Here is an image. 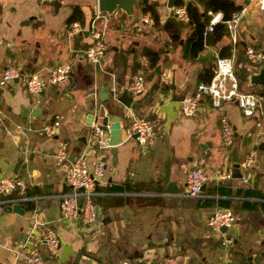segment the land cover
<instances>
[{"label":"crops","instance_id":"0c3cea01","mask_svg":"<svg viewBox=\"0 0 264 264\" xmlns=\"http://www.w3.org/2000/svg\"><path fill=\"white\" fill-rule=\"evenodd\" d=\"M178 1H193L201 12L204 10L198 0H175L172 4ZM263 1L252 0L246 5L243 0H235L242 4L238 11L243 12L236 38L228 31L215 43H204L195 57L185 52V39L193 23L189 19L177 20L166 0H137L130 19L120 10L102 12L104 19L97 18L95 22L105 26L106 47L101 65H97L82 55L92 40L90 23L99 12L96 0H0V72L6 65H14L24 75H45L56 64H71L63 80L38 94L25 89L24 75L0 85V177L20 179L26 195L35 196L19 203L22 212L5 208L11 205H4L0 211V264L13 263L12 249L25 239L36 214L47 221L46 212L55 202L54 195L66 189L64 165L56 164L53 151L60 139L66 140L75 152L84 147L88 113L93 117L98 113L100 123L103 115L109 119L118 114L122 129L132 116H143L151 121L153 137L141 145L123 140L121 133L115 153L110 146L99 149L105 168L95 185L94 224L83 231L77 219L58 222L54 218L48 225L59 235L55 253L49 254L35 235L27 239L30 251L42 255L46 264H162L169 255L179 264H262L264 196H231L235 218L225 231L226 236L233 237L229 244L222 243L221 235L207 223L217 203L209 206L198 200L219 198L206 190L220 182L264 193V85L250 83V74L259 71L264 63ZM147 5L156 12V19ZM74 12L80 30L68 36L67 19ZM212 12L222 15L221 11ZM246 45L261 51L259 62L248 60ZM224 46L230 47L227 55H233L239 89L260 93L261 107L253 115H245L236 101L224 100L217 107L205 96L193 115H182L179 96L202 81L201 71L213 67ZM144 48L157 53L152 65L143 55ZM203 53L208 54L205 60ZM139 66L144 69V88L132 95L126 86ZM111 73L118 87L117 96L125 89L130 97L128 106L110 98L109 92L105 101L98 100V88L105 80L109 87ZM163 74L166 77L162 78ZM29 108L38 112L31 115ZM221 114H226L233 126V143L237 142L241 159L255 151L251 164L240 166V177L221 178L225 172L231 174L233 146L222 144ZM56 117L57 133L46 135L43 125ZM85 159L91 163L92 156ZM194 164L200 165L207 176L202 197L162 192L168 181H173L180 192L185 173ZM111 185L122 188L110 190ZM18 193L20 188L16 187L12 194ZM152 196L158 200L154 204L146 199ZM243 200L252 202L253 207L243 206ZM30 203L32 206L27 207Z\"/></svg>","mask_w":264,"mask_h":264},{"label":"built area","instance_id":"2783aa9c","mask_svg":"<svg viewBox=\"0 0 264 264\" xmlns=\"http://www.w3.org/2000/svg\"><path fill=\"white\" fill-rule=\"evenodd\" d=\"M40 2H49L51 0H39ZM252 0H249V2ZM264 8V1L261 3ZM170 13L177 20L185 21L189 19L187 7L183 3L171 4L169 6ZM210 18L205 25L203 34L213 30L214 24L222 15L220 12L213 13L208 10ZM243 12L240 10L233 11L229 18L223 20L226 23L228 31L233 39L236 38L237 27L241 20ZM97 18L104 19L102 12L95 13L90 23V35L92 40L83 49V58L92 64L101 65L102 55L105 51L106 44L103 40L104 24L97 26L95 20ZM80 30L76 20L70 21L65 28V33L73 35ZM245 55L251 63H257L261 59V51L251 45H246L244 49ZM233 55H217L213 65V74L209 81H201L196 87L184 93L182 99L179 100V110L182 115H193L198 107L199 101L203 97H209L213 106H220L226 101H236L245 115H253L262 104L263 96L257 92H243L239 89L238 78L233 67ZM71 70V64L62 62L53 66L45 75L38 72L24 73L14 65H6L0 72V85L24 75L23 84L30 94H38L46 86L54 85L63 80ZM166 75H162V78ZM144 88V69L139 66L132 73L130 81L126 86V90L132 95L140 93ZM109 97L116 99L118 87L115 84L114 75L110 74V84L108 87ZM96 117H92L88 126V132L85 139V145L78 152H75L72 159L68 160L71 150L66 140L60 139L53 151V157L56 164L64 165L63 181L66 189L54 195L55 214L54 218L58 222H67L77 219L83 231H87L94 224L96 219V209L93 202V196L96 194L95 185L103 176L105 161L103 154L97 152L99 149L107 148L106 142L107 128L106 124L98 121V113ZM58 118L43 125L42 129L46 135L57 133ZM220 133L221 141L224 146L232 145L234 141V129L226 114L220 115ZM154 131L151 121L143 116H132L122 129L123 140H133L138 144L144 145L153 137ZM91 155L92 161L88 163L86 156ZM255 151L244 155L240 161L243 168L249 166L253 161ZM231 177L230 172H225L221 178ZM207 181V176L198 164L191 166L185 173V182L182 190L178 193L184 197H202V185ZM20 188V193L13 195L14 189ZM24 183L15 177H0V211L4 205H12L33 199L34 195H26ZM235 214L232 208L219 206L214 208L207 217V223L213 232L221 235L222 243L229 244L233 237L225 235V231L221 230L222 226L227 229L233 225ZM48 221L40 219L37 214L32 220L27 235L21 243L15 246L13 250L14 261L12 264H46L42 255L37 252L30 251L26 245L29 236L35 235L42 240V243L49 254H54L58 243L59 235L56 230L48 225ZM162 264H179L177 259L172 256H166ZM264 264V258L262 261Z\"/></svg>","mask_w":264,"mask_h":264},{"label":"trees","instance_id":"16d2710c","mask_svg":"<svg viewBox=\"0 0 264 264\" xmlns=\"http://www.w3.org/2000/svg\"><path fill=\"white\" fill-rule=\"evenodd\" d=\"M199 3H201L204 7V10L201 12L193 1H187L184 2L185 7H187L188 13H189V22L193 23V29L189 36L187 37V41H185V44H187V48H185V52L189 54L192 57H195L199 51H201L204 48V43L207 44H213L218 39H220L224 34H227L228 30L226 28V24L223 22V20L230 17L231 13L234 10H238L242 8V4H238L235 2V0H198ZM177 3H182V1H178ZM149 7V11L152 14L153 18L156 19V12L151 8L150 5H147ZM208 9L212 11H221L222 12V19L217 21L214 24L213 30L208 32V34L204 35L203 30L208 23L209 15L207 14ZM75 18H78L76 15V12L70 15L68 17L67 22L74 20ZM175 36V35H173ZM226 48V50H224ZM230 53V47H223L221 49L220 55H227ZM143 55L146 57L148 65H152L154 62H156L157 53L156 51H153L148 48L143 49ZM213 74V67L208 66L205 67L200 75L199 78L202 81H209L211 76ZM126 184V183H125ZM125 184L123 186H125ZM127 187V186H126ZM121 186H109L108 189L110 190H117L121 189ZM206 192L208 194H218L220 197L215 199L212 197H206L204 199H199L198 203L203 201L205 205L212 206L214 202L217 203V206H225V207H231V196L238 195V196H264V193L259 190H251V189H240V188H233V186L229 183H218L209 185ZM148 199V202L151 204H154L157 200L155 197H146ZM243 206H249L253 207V203L249 201H242ZM32 203L28 204L27 207H31ZM216 206V207H217Z\"/></svg>","mask_w":264,"mask_h":264},{"label":"water","instance_id":"95a60500","mask_svg":"<svg viewBox=\"0 0 264 264\" xmlns=\"http://www.w3.org/2000/svg\"><path fill=\"white\" fill-rule=\"evenodd\" d=\"M137 0H96L97 4V11L104 12L107 14H111L115 10L122 11L128 19L131 18L132 11H133V5L135 4ZM175 0H166V6H170ZM244 4H249V0H243ZM203 60L207 58L208 54L203 53ZM210 59L213 58V55L210 54ZM262 56L264 60V50L262 51ZM201 58V56L199 57ZM157 67V65H156ZM155 67V68H156ZM13 80H17V78H13ZM250 83L252 84H259L264 85V63L262 67L259 69V71L255 73L250 74ZM184 94L179 96V100L182 99ZM97 98L100 101H105L108 98V88H107V81H103L101 86L98 88L97 91ZM116 99L122 103L124 106H128L130 97L126 95V90L124 89L119 96L116 97ZM38 109L36 108H29L28 113L31 115H34L35 112ZM93 115L91 113H88L86 115V124H90V121L92 120ZM101 123L106 124L107 128V144L111 147V151L113 153L116 152V146L118 143L121 142V133H122V127L119 121V115L118 114H112L111 117L108 119L107 116L103 115L101 118ZM75 151L70 150L68 155V160L70 161L74 155ZM231 161H232V169H231V175L233 177H240L242 175L240 170V161L241 157L239 156L238 148H237V142L233 143L232 149H231ZM206 182L202 185V190L205 189ZM162 192L164 193H172V194H178L179 189L174 185L173 181H168L164 188L162 189ZM56 204L53 201L50 205V207L47 209L46 217L45 219L47 221H51L54 219V212H55ZM7 210L11 209L16 212H22L23 208L20 206L19 203H14L10 207H5ZM221 230L224 232L227 230L225 226L221 227Z\"/></svg>","mask_w":264,"mask_h":264}]
</instances>
